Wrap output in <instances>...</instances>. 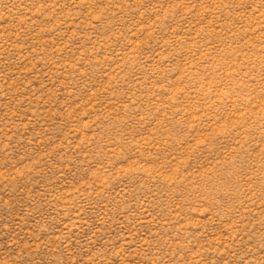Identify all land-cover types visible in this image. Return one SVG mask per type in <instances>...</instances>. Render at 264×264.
Here are the masks:
<instances>
[{"label":"rangeland","instance_id":"rangeland-1","mask_svg":"<svg viewBox=\"0 0 264 264\" xmlns=\"http://www.w3.org/2000/svg\"><path fill=\"white\" fill-rule=\"evenodd\" d=\"M0 264H264V0H0Z\"/></svg>","mask_w":264,"mask_h":264}]
</instances>
